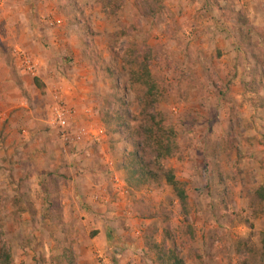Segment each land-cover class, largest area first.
Masks as SVG:
<instances>
[{
	"label": "rangeland",
	"instance_id": "obj_1",
	"mask_svg": "<svg viewBox=\"0 0 264 264\" xmlns=\"http://www.w3.org/2000/svg\"><path fill=\"white\" fill-rule=\"evenodd\" d=\"M106 1L0 0V244L13 264H66L99 222L107 264H160L165 252L264 264V0H164L146 14L138 0H111L113 16ZM14 46L40 62V79L19 75ZM148 50L159 95L149 113L175 134L162 165L185 207L143 138L145 89L129 63ZM134 151L155 181L126 184Z\"/></svg>",
	"mask_w": 264,
	"mask_h": 264
},
{
	"label": "trees",
	"instance_id": "obj_2",
	"mask_svg": "<svg viewBox=\"0 0 264 264\" xmlns=\"http://www.w3.org/2000/svg\"><path fill=\"white\" fill-rule=\"evenodd\" d=\"M164 0H138V4H141L140 12H144L143 9L145 5L149 7V11L156 13V9L159 8L160 3ZM102 8L104 12L111 14L112 16L120 9L119 6H116L111 0H107L105 3H102ZM143 14V15H144ZM147 16V15H146ZM149 53L152 52L148 50L147 53L141 55H135L134 58L138 60H132L129 65L135 66V69L130 70V76L132 77V82L144 86L145 93L142 95L141 107L144 110V114L150 120V126L145 129L143 138L149 142L153 147L152 162L157 168V172L160 173L161 178L166 182V185L171 188L174 197L178 200L182 207H185L187 196L184 190V185L178 183L173 175L171 170H167L163 165L162 161L173 156V151L176 150L175 147V134L173 129L166 124V121L158 114L151 115L149 113L150 109L155 108V105L159 102V95H157L156 84L152 80L149 73ZM34 86L40 92H43L44 86L38 80H34ZM147 123L148 121L145 120ZM122 171L128 178L126 179V184L138 186L146 182L155 181L156 173L151 171L145 172L144 166H142V161L136 151L128 156L123 165L121 166ZM158 175V174H157ZM259 199L264 200V187L257 191ZM2 233H0V238ZM264 237V235H263ZM263 246L264 241L262 240ZM162 256V257H161ZM158 261L160 264H183L182 260L178 258L173 253H163ZM66 264H75L70 253L65 254ZM0 264H13V259L11 251L6 243L0 244Z\"/></svg>",
	"mask_w": 264,
	"mask_h": 264
},
{
	"label": "crops",
	"instance_id": "obj_3",
	"mask_svg": "<svg viewBox=\"0 0 264 264\" xmlns=\"http://www.w3.org/2000/svg\"><path fill=\"white\" fill-rule=\"evenodd\" d=\"M13 5H19V3L15 2ZM20 28H18V30L14 29L12 31H16V32L17 31H22V29H20ZM20 33H22V32H20ZM20 33H18V34H20ZM14 45H16V44H14ZM13 50L15 51L16 56H17V53L19 52L20 48L18 46H14ZM30 59H31L33 65L35 66V71H36L35 75L37 76L36 78L40 79V77H39L40 76L39 75V73H40V62L38 60H36V59H33V58H30ZM19 68L17 69L18 72H19V75L25 76L26 75L25 72L22 69H19ZM41 83L44 86L45 83H44L43 79H41ZM26 84L29 85L30 83L26 81ZM1 116L2 115H0V118H1ZM96 222H98V221H96ZM101 227L102 226H101V224L99 222H98V226L94 225V228L97 231V233L92 238V240H90L89 246H86V245L85 246H83V245L82 246L81 245L78 246L76 244L73 247L74 248L73 254L77 255V260L75 261V264H84V262H86V263L89 262L88 264H95V261L100 259V258L103 259V261H106L105 263L107 264L108 257L110 259V256H111L112 253H111V249L110 248L108 249L105 232L103 233L102 231H99L101 229ZM72 240H73V238L72 237H68V236L64 237V239H63V241H72ZM43 243H46L48 245L49 250L47 251L46 254L48 255V258L49 257L51 258L53 256V254H54L53 253V246H52L51 242L50 241H46L45 242V240H44ZM27 250H28L27 252L29 254H31V252L29 251L30 249H27ZM67 253H69V252H67ZM64 256H65V254L62 255V257H64ZM63 260L65 261V259H63Z\"/></svg>",
	"mask_w": 264,
	"mask_h": 264
},
{
	"label": "built area",
	"instance_id": "obj_4",
	"mask_svg": "<svg viewBox=\"0 0 264 264\" xmlns=\"http://www.w3.org/2000/svg\"><path fill=\"white\" fill-rule=\"evenodd\" d=\"M18 60H19V67L22 69L26 75L32 76L33 78H36L35 75V66L33 65L31 59L27 55L22 54V52H18ZM55 118L57 119V124L59 125L60 129H63L65 127V120L63 119V114L59 113L58 111L55 113ZM55 122V120H54Z\"/></svg>",
	"mask_w": 264,
	"mask_h": 264
}]
</instances>
